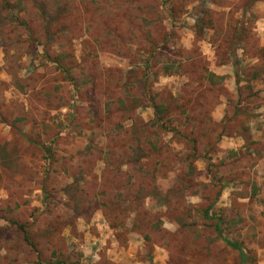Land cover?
Listing matches in <instances>:
<instances>
[{
	"label": "rangeland",
	"instance_id": "obj_1",
	"mask_svg": "<svg viewBox=\"0 0 264 264\" xmlns=\"http://www.w3.org/2000/svg\"><path fill=\"white\" fill-rule=\"evenodd\" d=\"M254 1L0 0V264H264Z\"/></svg>",
	"mask_w": 264,
	"mask_h": 264
},
{
	"label": "crops",
	"instance_id": "obj_2",
	"mask_svg": "<svg viewBox=\"0 0 264 264\" xmlns=\"http://www.w3.org/2000/svg\"><path fill=\"white\" fill-rule=\"evenodd\" d=\"M260 0H255L253 3H259ZM257 3V4H258ZM256 6V5H255ZM255 6H251V9L252 11L256 12V9L254 8ZM260 39H261V47L264 48V30L263 32L261 31L260 32ZM213 70L216 72L217 75H229V78L236 84L235 86V89L232 88V93H233V98L235 96V98L237 99L238 98V89H239V86L238 85H241V83H237V72L238 71V68L237 67H234L233 65V61H227V62H219V63H216V62H213ZM228 79V78H227ZM234 86V84H233ZM232 87V85H231ZM239 107V106H238ZM228 110H233V112H237V111H241L242 109L241 108H237L235 105L234 106H229L227 101L223 100V103L220 104L218 107H215L213 109V113L215 115H217L218 119H223V116L225 113L229 112ZM254 111V110H253ZM228 135H226L227 137ZM230 139V142L231 143H234V141L236 142L237 140H240V138H242L238 133H233L230 135V137H227Z\"/></svg>",
	"mask_w": 264,
	"mask_h": 264
},
{
	"label": "trees",
	"instance_id": "obj_3",
	"mask_svg": "<svg viewBox=\"0 0 264 264\" xmlns=\"http://www.w3.org/2000/svg\"><path fill=\"white\" fill-rule=\"evenodd\" d=\"M263 55H264V48H263ZM226 242L233 248H236L240 251V255H241V259L242 261H245L247 259V255H246V251L245 249L242 247L241 244L235 242V241H231V240H226Z\"/></svg>",
	"mask_w": 264,
	"mask_h": 264
}]
</instances>
